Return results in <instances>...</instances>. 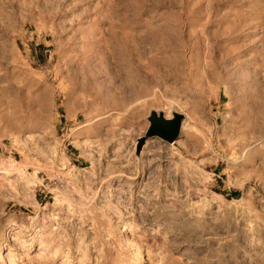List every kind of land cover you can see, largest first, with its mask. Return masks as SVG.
Returning a JSON list of instances; mask_svg holds the SVG:
<instances>
[{
    "label": "rangeland",
    "instance_id": "374dc122",
    "mask_svg": "<svg viewBox=\"0 0 264 264\" xmlns=\"http://www.w3.org/2000/svg\"><path fill=\"white\" fill-rule=\"evenodd\" d=\"M0 264H264V0H0Z\"/></svg>",
    "mask_w": 264,
    "mask_h": 264
},
{
    "label": "water",
    "instance_id": "95a60500",
    "mask_svg": "<svg viewBox=\"0 0 264 264\" xmlns=\"http://www.w3.org/2000/svg\"><path fill=\"white\" fill-rule=\"evenodd\" d=\"M149 121L151 125L146 136L139 140V150L143 147L148 138L159 137L170 144L174 143L180 136L184 117L176 113L173 118L167 119L163 114L159 115L153 112Z\"/></svg>",
    "mask_w": 264,
    "mask_h": 264
},
{
    "label": "bare ground",
    "instance_id": "6f19581e",
    "mask_svg": "<svg viewBox=\"0 0 264 264\" xmlns=\"http://www.w3.org/2000/svg\"><path fill=\"white\" fill-rule=\"evenodd\" d=\"M183 127H184V124H183ZM182 127V128H183ZM184 129V128H183ZM6 235H8V234H6ZM3 236H5L4 234H3ZM9 236V235H8ZM3 239V238H2ZM23 241V240H22ZM33 243V242H32ZM23 244H25V245H27V246H29L30 245V243H28V241H23ZM23 247H25L24 245H23ZM142 260V259H141ZM141 263V262H140Z\"/></svg>",
    "mask_w": 264,
    "mask_h": 264
}]
</instances>
